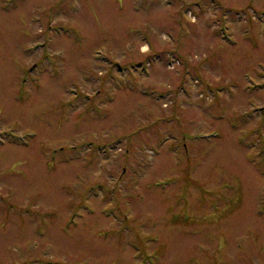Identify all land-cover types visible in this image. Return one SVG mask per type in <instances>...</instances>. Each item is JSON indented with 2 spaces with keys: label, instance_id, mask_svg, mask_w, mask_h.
<instances>
[{
  "label": "rangeland",
  "instance_id": "obj_1",
  "mask_svg": "<svg viewBox=\"0 0 264 264\" xmlns=\"http://www.w3.org/2000/svg\"><path fill=\"white\" fill-rule=\"evenodd\" d=\"M0 264H264V0H0Z\"/></svg>",
  "mask_w": 264,
  "mask_h": 264
}]
</instances>
